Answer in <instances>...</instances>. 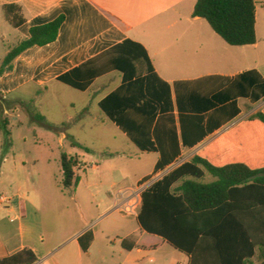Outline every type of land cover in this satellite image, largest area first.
<instances>
[{
    "label": "crops",
    "instance_id": "0c3cea01",
    "mask_svg": "<svg viewBox=\"0 0 264 264\" xmlns=\"http://www.w3.org/2000/svg\"><path fill=\"white\" fill-rule=\"evenodd\" d=\"M258 2L256 0L257 43L233 47L205 20L193 16L197 0H0V30L4 29L0 32V47L5 53L0 67L13 48L30 38L32 28L64 17L55 41L35 46L15 59L13 70L0 77V92L8 96L35 85L46 90L50 86L56 96L66 91L80 97L81 110L68 115L61 125L66 129L69 125L70 130L73 125L84 129L91 117L107 118L135 147L133 151L120 148L111 155L129 161L147 157L153 163L152 171L136 181L139 184L148 176H158L176 164L191 162L227 132L264 110V37L259 35V13L264 14V0H260L261 9ZM7 6H14L10 9L14 14L17 7L21 8L25 23L13 27L5 14ZM119 48L132 49L136 54L133 63L137 74L128 81L115 67L125 51ZM75 70L81 72L75 73ZM137 80L142 81L140 88L132 87ZM74 84L87 87L81 89ZM117 93L125 100H131L139 93L138 101L115 114V118L123 120L124 127L112 120L101 107L102 102ZM159 94L162 98L157 97ZM93 104L97 112H94ZM69 105L75 108L74 101ZM236 110L239 113L233 117ZM191 116L202 117L201 125L210 131L196 145L187 146L183 144L182 127L187 131L186 117ZM52 128L56 129V125ZM63 140H69L74 152L80 150L75 155H66L88 165L84 161L91 152L87 139L67 133L62 136L61 142ZM163 152L174 159L164 171L156 173ZM7 163L5 159L0 167V186L9 179L7 171L11 168L15 189L10 197L0 194V204L6 209L3 216L0 213V258L28 248L38 257V264H48L49 258L44 252L42 209L28 201L27 186L31 187L32 181L23 166ZM87 168L81 176L75 174L78 179L75 194L84 184ZM212 180L210 176L206 177V182ZM101 185L103 192H90L94 198L101 193L106 196L96 201L98 217L94 220L89 213L81 212L74 224L76 231L69 241L80 258L95 254L104 258L112 249L113 254L118 252L120 256L134 252L140 255L134 259L127 256L118 264H145L146 260L154 264V256L161 251L159 259L170 253L176 257L172 264H189L185 254L157 236L150 235L156 240L155 244L144 245L142 240L149 234L141 230L137 220L134 230L127 231L124 237L116 235V239L115 232L128 230L130 222L122 221L116 226L109 223L101 230L93 227L95 222L100 220L101 223L116 211L121 212L119 209L129 201V190L133 188L127 185L114 197L115 183ZM1 198L9 202L2 203ZM71 199L78 201L76 195ZM89 231L93 234V241L88 251L83 252L79 238ZM129 237H136V247L132 251L122 247V241ZM99 240L100 244L105 241V249L104 244L97 248Z\"/></svg>",
    "mask_w": 264,
    "mask_h": 264
},
{
    "label": "trees",
    "instance_id": "16d2710c",
    "mask_svg": "<svg viewBox=\"0 0 264 264\" xmlns=\"http://www.w3.org/2000/svg\"><path fill=\"white\" fill-rule=\"evenodd\" d=\"M13 7H5V14L11 25L17 28L25 20L21 8L17 7L14 14L10 11ZM193 16L205 20L230 46L257 43L256 0H197ZM63 22L64 17H60L32 28L30 38L20 42L4 59L0 77L13 70V62L25 51L55 41ZM119 49L125 51L115 67L128 81L137 74L133 63L136 54L132 49ZM141 85L139 80L131 84L138 88ZM157 97L162 98L160 94ZM138 99L139 93L131 100L121 99L119 93L112 94L101 107L112 120L124 127L123 120L115 118V114ZM238 113L236 110L233 117ZM186 118L187 131L182 127L183 144L194 146L210 130L201 125L202 117ZM40 119L45 118L40 116ZM173 159L163 152L155 172L164 171ZM76 166L75 157L62 156L66 187L78 183L74 172ZM207 176L213 180L206 182ZM136 220L143 232L161 238L185 254L189 264H264V110L227 132L191 162L178 166L144 190ZM92 241L90 231L79 238L83 252L88 251ZM122 247L127 251L135 249L136 237L124 239ZM38 262L34 251L28 248L0 258V264Z\"/></svg>",
    "mask_w": 264,
    "mask_h": 264
},
{
    "label": "rangeland",
    "instance_id": "374dc122",
    "mask_svg": "<svg viewBox=\"0 0 264 264\" xmlns=\"http://www.w3.org/2000/svg\"><path fill=\"white\" fill-rule=\"evenodd\" d=\"M258 3L261 9L260 0ZM1 31L4 32V29ZM259 35L264 37V14L261 13H259ZM4 56V50L0 47V64ZM70 101H74V109L69 105ZM81 104L80 97L66 91L56 96L50 86L46 90L29 85L8 96L0 92V167L5 159L8 162L7 165L19 164L24 167L26 176H29L32 181V186H27L28 201L31 204H38L42 209L45 222L44 252L46 258H49L48 264H118L127 256L134 259L140 255L134 252L131 255L123 253L124 255L120 256L118 252L113 254L111 249L104 258L100 254L90 258L79 257L75 246L69 243L76 231L74 226L76 218L81 212L89 213L94 220L98 217L96 201L106 196H104L105 193H101L98 198H94L90 192L93 190L103 192L104 188L101 184L104 182L115 183L112 193L116 197L117 193H121V189L127 185L135 189H147L167 174L168 170L158 176L155 174L148 176L137 184L138 179L152 171L153 163L147 157L129 161L111 155L117 149L133 151L132 148L135 147L118 133L116 127L107 118L91 117L87 119L84 129L73 125L70 130L69 125L67 129L66 126L61 125L68 115L81 110ZM93 107L94 112H97L95 104ZM40 116L45 119H40ZM103 121L105 124L102 123ZM52 125H56V129L52 128ZM67 133L79 139H87V147L91 149L90 154L84 159L88 165L80 163L75 157L77 159V166L74 169L76 176H81L88 167L83 178L84 184L76 190L77 194H75L76 184L66 187L64 182L62 156L80 152L78 149L74 152L69 145V140L61 142L62 136ZM8 173L9 179L5 178L6 180L0 186V194L5 197H10L15 189L13 170L10 168ZM75 195L78 201L71 199V196ZM5 210V205L0 204L1 216L4 215ZM139 210L140 205L137 206L136 212L138 213ZM122 221L130 222L131 227L126 231L115 232L114 239H116V235L124 237L127 231L135 229L136 217L116 211L108 220L101 223L100 220L95 222L93 227L101 230L106 224L111 223L112 226H116ZM100 241L97 243V248L104 244L105 249V241L103 240L102 244ZM142 242L148 246L155 244L156 240L146 235ZM160 254L161 251L154 256L156 258L154 264H172L176 258L175 255L168 253L159 259ZM145 264L151 263L146 260Z\"/></svg>",
    "mask_w": 264,
    "mask_h": 264
},
{
    "label": "built area",
    "instance_id": "2783aa9c",
    "mask_svg": "<svg viewBox=\"0 0 264 264\" xmlns=\"http://www.w3.org/2000/svg\"><path fill=\"white\" fill-rule=\"evenodd\" d=\"M179 164H176L175 166H172L170 169H168L167 172L172 171L173 169L177 168ZM166 175V174H165ZM146 190V189H145ZM144 190H140L139 188H131L129 190L130 192V198L127 203H125L119 210L128 216L131 217H137L138 213L136 212L137 206H141V194ZM2 203H8L9 201L5 198H1Z\"/></svg>",
    "mask_w": 264,
    "mask_h": 264
}]
</instances>
